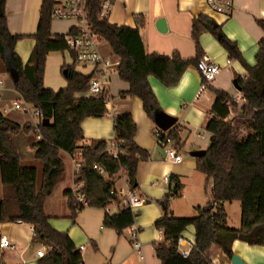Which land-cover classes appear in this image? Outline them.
Instances as JSON below:
<instances>
[{"label": "trees", "instance_id": "16d2710c", "mask_svg": "<svg viewBox=\"0 0 264 264\" xmlns=\"http://www.w3.org/2000/svg\"><path fill=\"white\" fill-rule=\"evenodd\" d=\"M55 0H44L37 32L31 38L36 45L32 67L24 66L16 53L17 44L24 36L13 35L6 17L7 0H0V58L6 71L15 70L18 81L16 91L24 102L42 114L43 120L35 130L22 128L7 120L0 113V165L5 189L0 201L1 220L32 225L36 236L34 244L48 252L38 264H83L78 250L67 234L54 230L44 211L46 199L62 181L65 168L60 153L77 159L79 152L82 169L76 184H83L85 204H80L74 192H67L69 208L75 220L86 207L106 210L121 201L114 193V178L121 173L127 176L129 186L137 190L138 167L151 158L148 151L136 143L137 125L130 114L113 118L114 156L106 141H96L81 146L85 141L82 123L88 118L101 119L109 115L108 94L99 97L76 98L89 91L92 76L76 71L75 64L63 66L62 74L67 88L59 92L44 87L46 63L50 54L67 51L66 35L52 34V9ZM142 24L141 19H137ZM91 24L98 36L108 43L120 60L117 73L130 85L129 92L120 94L122 99L136 97L143 102L144 111L154 121L160 110L149 78L154 77L164 87L175 88L190 67H197L204 51L200 36L211 33L228 52L230 60L239 61L248 73L247 79H238L240 95L247 101L239 105L236 98L224 91H215L216 101L207 118L205 129L210 134V147L205 157L197 160V170L211 182L212 203L208 208H197L193 218H176L169 208V197L159 200L164 216L155 228L164 235V241L154 245V252L161 264H217L220 257L231 262L234 242L241 241L252 247H264V39L259 44L256 65L249 66L236 43L226 38L221 27L212 19L200 16L193 20L192 39L196 57L184 59L180 53L171 56L148 54L139 28L112 25L99 19L97 0H94ZM264 31V21L259 22ZM72 32V31H71ZM70 32V33H71ZM219 36H221L219 38ZM34 131L40 140L34 145L36 160L43 166L42 182L38 188V171L21 164L18 149L12 136ZM168 135L176 146L180 145L179 129ZM105 173L101 174L100 170ZM176 187L172 197H180L181 184L172 176ZM241 204V227H228L226 204ZM137 215L130 208H122L117 215L107 214L104 227L115 230L119 236L133 227ZM189 227L195 228V250L184 259L177 250V242ZM0 264H5L0 259Z\"/></svg>", "mask_w": 264, "mask_h": 264}, {"label": "crops", "instance_id": "0c3cea01", "mask_svg": "<svg viewBox=\"0 0 264 264\" xmlns=\"http://www.w3.org/2000/svg\"><path fill=\"white\" fill-rule=\"evenodd\" d=\"M43 2L44 0H7L6 17L9 30L13 35L25 37L17 44L16 53L26 67L33 66L32 56L36 43L31 37L37 32ZM200 16L212 19L221 27L224 36L237 44L246 63L251 67L256 65L259 44L264 39V31L259 26V22L264 21V0H235L230 16L213 12L207 0H118L108 21L112 25L139 28L148 54L171 56L178 52L184 59H193L196 57V46L192 39V24L193 20ZM138 18L141 19L142 24H138ZM159 20L166 21L168 28L166 33H161L157 29ZM73 27L74 24L71 27L67 26L69 33ZM52 34L61 35L54 28L53 22ZM200 45L204 51L201 61L207 60L220 69L216 80L200 96L198 93L203 80L197 67H190L175 88L168 89L154 77L149 78L160 110L178 120L175 129H179L180 145L176 146L172 141L168 146H171L172 151L179 156L185 148L191 152L190 156L193 152L207 151L211 136L205 126L216 101L215 91H224L238 98L241 95L234 87V82L248 77L246 69L239 61L230 60L228 52L217 37L211 33H203L200 36ZM100 51L104 58L114 65L107 89L109 115L101 119L84 120L82 130L85 141L81 146H90L96 141H106L113 148L116 144L113 118L123 114H130L133 117L138 128L136 143L151 155L148 161L141 162L138 167L139 187L136 192L142 204L133 210L134 214L138 213L133 227L139 232L138 239L142 244L144 260H140L134 253L130 228L119 236L115 230L104 227L106 215L119 214L124 208L122 204H114L106 210L86 207L73 220L66 193L74 192L76 186V162H82L79 152L77 159L65 152L60 153L65 168L64 176L52 195L46 199L44 211L54 230L67 234L78 250L84 248L81 251L83 264H161L154 252V245L164 241L163 233L155 228V224L164 216V210L158 201L169 197V208L174 217H192L191 213L196 208L204 209L212 203V185L206 180L209 184V193L206 192L204 195V178L201 176H206L197 170L198 159L192 156L190 159L183 158L181 164L169 159L168 146L163 148L159 145L155 136L157 126L144 111L143 102L136 97L125 99L120 97L121 93L130 91V85L122 81L117 73L120 60L113 54L107 42H101ZM65 65H74L70 52L49 55L44 76L46 89L59 92L67 88L66 79L62 74V67ZM76 71L85 76L93 75L91 68L76 67ZM0 80L5 86L0 108H11L15 103H25L16 91L15 83L6 71L1 58ZM86 94H79L76 98H89ZM4 117L22 128L29 126L36 130L40 125L22 111L10 110ZM32 133L37 136V140L31 137ZM39 140V136L34 131L12 136L22 166L37 169L38 188L42 182L43 166L36 160L34 145ZM172 176L180 181V197H172L174 192L173 182L170 179ZM167 178L170 179L169 187L165 185ZM114 181V192L122 201L130 190L127 176L121 173L114 178ZM192 182H195L194 185ZM189 183L192 189L188 192ZM4 193L0 165V201L4 198ZM185 200L187 202L183 204L178 202ZM232 205H225L228 227L230 215L227 207ZM239 218L234 229L241 227V215ZM33 230L32 225L2 221L0 217V240L1 237L6 236L14 246L12 249L0 248V259L5 264L39 263L41 259L38 258L37 252L45 247L34 244ZM187 231L190 243L195 244V228L189 227ZM45 250L48 252L46 248ZM232 251L246 264H264V247H252L236 241ZM217 264L232 263L220 257Z\"/></svg>", "mask_w": 264, "mask_h": 264}, {"label": "built area", "instance_id": "2783aa9c", "mask_svg": "<svg viewBox=\"0 0 264 264\" xmlns=\"http://www.w3.org/2000/svg\"><path fill=\"white\" fill-rule=\"evenodd\" d=\"M117 1L118 0H97L99 19L101 21H108ZM234 1L235 0H207V3L213 12L230 16L234 9ZM93 5L94 0H55L52 9V18L55 21H72L74 23L72 32L65 37L67 51L72 54L76 67L93 69L91 85L86 95L88 97H99L107 93L114 65L106 60L100 51L101 42L104 40L97 35L91 24ZM197 69L203 80L198 93V96H200L216 80L220 73V69L218 66L208 63L207 60H202ZM4 88V82L0 80V102L3 99ZM236 101L239 105L247 104V101L241 96L236 98ZM10 110L22 111L27 114L31 113L29 105L26 103H15L11 108H0V113L5 115ZM34 117L40 118V120L43 121L42 114L38 110H35ZM155 136L158 139L159 145L163 148L172 143L168 132L165 133L159 128L156 129ZM112 151L114 156L117 157L118 149L116 146L112 148ZM168 156L169 159L176 164H181L183 162V158L176 154L175 151L168 150ZM81 169L82 162H76V179L79 177ZM100 172L101 174L105 173L103 170H100ZM82 188V183L76 184L74 194L80 204H85L86 201L81 191ZM121 204L125 208L134 210L142 204V201H140L136 190L130 187L128 194L121 201ZM129 231L131 233L134 253L143 261V248L138 239L139 232L134 227H131ZM33 236H36L35 229L33 230ZM0 248L12 249L14 246L8 237L3 236L0 240ZM195 248V244L188 242L183 237L178 239L177 250L184 259H188ZM83 249L84 248H81V251H83ZM46 254L45 248H41L37 252V256L40 259L44 258Z\"/></svg>", "mask_w": 264, "mask_h": 264}, {"label": "rangeland", "instance_id": "374dc122", "mask_svg": "<svg viewBox=\"0 0 264 264\" xmlns=\"http://www.w3.org/2000/svg\"><path fill=\"white\" fill-rule=\"evenodd\" d=\"M58 21H55V20H53V24H54V28L57 30V31H59V34H61V35H68L69 34V32H68V30H67V26L68 27H71V26H73V22L72 21H60V22H64V23H57ZM103 43H105V41H102ZM65 53H67L68 54V52H65ZM68 58H69V56H68ZM80 68V67H79ZM29 108H30V111H31V113H28L27 115L31 118V120L33 121L34 120V122H36V123H38V125L39 124H41V120H40V118H33V116H34V113H35V109H34V107L33 106H30L29 105ZM158 128V127H157ZM166 133V132H165ZM205 133V132H204ZM207 134V133H206ZM31 137L34 139V140H37V136L34 134V133H32L31 134ZM168 150H172V147L171 146H168ZM190 151L188 150V149H184L182 152H181V157L182 158H184V159H190L191 158V156H190ZM201 178H204V189H203V194L205 195V193L206 192H208L209 193V184L207 183V178L206 177H203V176H201ZM194 183L195 182H192V184L194 185ZM165 185L166 186H168L169 187V178H167L166 179V181H165ZM172 187H173V190L175 189V187H176V183L175 182H173V184H172ZM192 186H191V183H189L188 184V192L192 189L191 188ZM208 199H209V197H208ZM180 204H183L184 202H187L186 200L185 201H178ZM210 205H208V206H206L205 208H208ZM228 209V214L230 215L229 217H230V223H229V227L230 228H235V227H237V221H239V216L241 215V205H240V203H238V202H235V203H233V205L232 206H228L227 207ZM197 209V208H196ZM196 209H195V211H193L192 213H191V215H192V217H181V218H193V217H196L198 214H197V211H196ZM135 214L137 215V217H138V213H136L135 212ZM194 215V216H193ZM188 232V231H187ZM187 232H185L184 234H183V238L184 239H186L187 241H189L190 242V240H189V238L187 237Z\"/></svg>", "mask_w": 264, "mask_h": 264}, {"label": "water", "instance_id": "95a60500", "mask_svg": "<svg viewBox=\"0 0 264 264\" xmlns=\"http://www.w3.org/2000/svg\"><path fill=\"white\" fill-rule=\"evenodd\" d=\"M1 16V14H0ZM216 26V24H215ZM157 29L161 32V33H166L168 31L167 28V24L165 20H159V22L157 23ZM221 36H219L220 38ZM9 74L12 78V80L14 81V83L16 84L18 81V73L15 70H10ZM234 87L236 88V90L238 92H241L240 88L238 87V83L237 81L234 82ZM154 123L155 125L161 129L163 132H169L173 129L176 128V125L178 123V120L172 116H169L167 114H165L163 111L159 110L155 113L154 115ZM43 126H48L50 125V121L49 120H43L42 121ZM207 151H197V152H193L191 154V156L193 158L196 159H201L203 157H205ZM169 183H170V179H169ZM212 207H209L207 210H210ZM232 264H246L240 257L238 256H233L232 260H231Z\"/></svg>", "mask_w": 264, "mask_h": 264}]
</instances>
